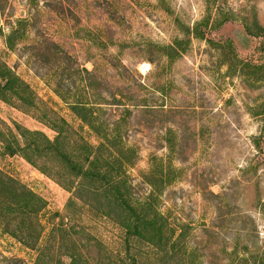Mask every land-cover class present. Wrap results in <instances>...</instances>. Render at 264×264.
<instances>
[{"label": "rangeland", "instance_id": "obj_1", "mask_svg": "<svg viewBox=\"0 0 264 264\" xmlns=\"http://www.w3.org/2000/svg\"><path fill=\"white\" fill-rule=\"evenodd\" d=\"M18 18H24L17 33L23 37L9 50L4 36ZM254 19L264 24V0H0V58L29 84L40 107L73 125L80 122L55 88L66 101L99 106L95 113L106 129L114 127L135 148L136 161L126 168L135 197L147 195L145 179L169 162V184L154 203L182 227L176 250L187 264H247L242 258L257 260L264 244V81L230 68L220 47L231 40L239 57L252 55L258 38L243 23ZM188 27L201 36L188 41ZM175 39L186 48L168 61L159 46ZM44 113L0 99L1 120L53 138L41 122ZM83 134L97 143L86 126ZM0 169L44 199L37 214L44 243L70 191L19 154L0 152ZM84 215L85 232L73 236L80 249L113 264L108 251L121 247L119 231ZM71 247L66 237L60 251ZM139 249L138 264L154 252L146 243ZM35 256L0 225V261L34 264Z\"/></svg>", "mask_w": 264, "mask_h": 264}, {"label": "trees", "instance_id": "obj_2", "mask_svg": "<svg viewBox=\"0 0 264 264\" xmlns=\"http://www.w3.org/2000/svg\"><path fill=\"white\" fill-rule=\"evenodd\" d=\"M23 22L24 18H18L16 27L4 36L7 49L12 50L16 40L23 37V33L17 35ZM243 26L247 34L258 38L252 55L248 58L239 57L231 40H226L220 48L230 55V68L237 69L253 83L262 82L264 24L254 19L252 24L245 22ZM186 34L188 41L191 36H201L194 27H188ZM159 47L168 61L181 56L186 48L185 45L181 46L179 39ZM54 90L80 123L73 125L47 105L40 107L34 100L29 84L0 58V99L17 104L28 112L43 108L45 113L41 122L54 131L53 138H50L41 130L29 129L16 122L12 127L0 119L1 154H19L71 193L65 213L54 215L60 216L59 222H52L47 240L39 243L40 223L37 214L45 205L44 199L0 169V225L35 251L34 264H100L96 257L82 251L78 239L73 237L74 234L85 232L82 219L86 212L95 221L110 223L119 231L121 247L108 251L113 264H138L135 254H138L141 243L149 244L154 249L152 256L141 264H187L184 252L176 250L183 236L182 227L173 226L154 203L165 184H169L172 172L169 162L166 166L159 164L151 176L147 175L152 170L143 173L145 178L152 177L145 179L150 189L146 196L135 197L126 171L136 161L135 148L123 142L116 135L114 127L106 129L105 123L95 113L99 106L87 101H66L67 97L59 87ZM262 106L264 112V103ZM85 126L97 135L96 144L84 136ZM166 143L169 148V137ZM68 205H73L69 210L73 215L68 212ZM66 237L70 239L72 247L70 251L61 252ZM94 238L97 239L96 236ZM242 260L247 264H264V244L257 260ZM0 264H21V261L5 258Z\"/></svg>", "mask_w": 264, "mask_h": 264}]
</instances>
